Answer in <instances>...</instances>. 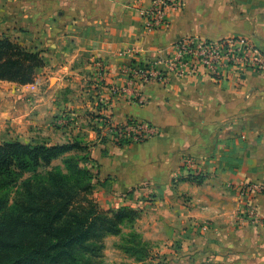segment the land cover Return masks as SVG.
Masks as SVG:
<instances>
[{"label": "crops", "instance_id": "crops-1", "mask_svg": "<svg viewBox=\"0 0 264 264\" xmlns=\"http://www.w3.org/2000/svg\"><path fill=\"white\" fill-rule=\"evenodd\" d=\"M150 2L0 0V39L44 59L33 83L0 79V118L12 114L13 135L36 137L54 132L58 114L67 131L75 115L81 121L75 137L50 134L48 144L82 140L87 148L78 152L95 174L97 201L106 210L140 212L134 228L163 255L155 264H264V193H241L248 182L264 185V74L245 65L220 80L170 74L167 84L140 87L145 104L111 92L126 85L122 67L165 69L173 45L187 36L241 38L264 54V0H181L164 26L147 32L142 9ZM98 60L108 66L103 82ZM130 118L152 123L159 134L118 145L109 127ZM189 155L201 181L182 169Z\"/></svg>", "mask_w": 264, "mask_h": 264}, {"label": "trees", "instance_id": "trees-1", "mask_svg": "<svg viewBox=\"0 0 264 264\" xmlns=\"http://www.w3.org/2000/svg\"><path fill=\"white\" fill-rule=\"evenodd\" d=\"M43 65L40 51L0 39V79L30 84ZM86 148L78 140L0 142V264H99L105 238L129 225L134 229L138 210H105L95 199V174L82 164L88 157L73 153ZM60 157L64 166H52ZM43 166L50 169L42 173ZM191 179L201 181L200 176ZM123 241L118 248L147 261L151 244L140 233L133 230Z\"/></svg>", "mask_w": 264, "mask_h": 264}, {"label": "built area", "instance_id": "built-area-1", "mask_svg": "<svg viewBox=\"0 0 264 264\" xmlns=\"http://www.w3.org/2000/svg\"><path fill=\"white\" fill-rule=\"evenodd\" d=\"M179 8L181 0H151L149 5L142 9L145 30L151 32L164 26L171 12ZM173 48V54L167 60L165 69L156 70L140 65L122 67L121 72L126 78V85L112 87L111 92L128 96L133 102L145 104L147 99L140 91V87L154 81L167 84L170 74L181 78L208 76L220 80L229 69L239 65H245L248 70L264 74V54L249 41L241 38L209 39L187 36L175 43ZM94 67L98 79L103 82L108 72L107 64L98 60L95 61ZM109 130L114 142L121 146L144 142L159 134L157 128L147 121L132 123L128 120L122 125H110ZM182 169L190 179L201 175L197 161L191 155L185 157ZM241 193L244 195L264 193V185L248 182L241 188Z\"/></svg>", "mask_w": 264, "mask_h": 264}, {"label": "rangeland", "instance_id": "rangeland-1", "mask_svg": "<svg viewBox=\"0 0 264 264\" xmlns=\"http://www.w3.org/2000/svg\"><path fill=\"white\" fill-rule=\"evenodd\" d=\"M16 43H19V42H16ZM2 83L3 82H0V85ZM7 85H9V84H7ZM88 95H90V94H88ZM86 97H89V96H86ZM2 100L3 99L0 98V110L2 108L3 109L5 108V107L2 106V103H1ZM88 100H90V99L88 98ZM3 109L0 111V116L2 115ZM71 111L72 110H70L69 112H71ZM62 114H65V112L62 113ZM87 114L88 115L89 114L91 115V112L89 110H87ZM61 116H62L61 114H58V115L53 116L52 117L53 119H51V125H52V127H54V129H53L54 132H52V133L48 132L45 135L37 134L36 137H35L33 135L30 136L28 134L25 135L23 133L14 134L13 135L12 132H10L13 129V126L11 125V123L13 121V116H12V114L7 113L6 116H3V119L0 118V120H1L0 121V128H1V126L3 124L2 128L3 129H6V131H4V132L0 130V142L6 141V140H16V139L19 140V138L21 136H23V141H25L24 143H30V140L31 139H33V140L35 139L34 141L36 142V144H38V143H49V142H51L50 139L52 138L50 136V134H56V137H60L62 141L64 140L63 137H72V138L75 137V133L77 131V127L81 124V121L78 122V120H76L77 117L75 115L69 116L70 119H69V121H67V123H68V130L65 131V130L62 129L63 126H61L62 123H63V122L61 123V118H60ZM71 117H74V118H71ZM62 118H64V117L62 116ZM64 123H66V122H64ZM15 132H16V130H15ZM106 133H109V132H106ZM86 134H89V133L86 132ZM101 134H103V133L101 132L100 135ZM103 135L105 136V134H103ZM79 141H81V143H82V140H79ZM73 153L80 154L78 151L77 152L74 151ZM63 159H64V157H60L59 159L54 160L52 166H56V165H62V166H64ZM49 169H50V167L43 166V167H40L39 168V171L42 172V173H45ZM30 176H32L31 173H26L24 177H30ZM13 189L14 188L11 187V189L9 191V195L11 197L13 196V193H11V191ZM94 197H95V195H94ZM95 199L97 200L96 197H95ZM117 210L118 209H114V211H117ZM134 226H135V223H134ZM133 230L134 231H137L135 228L134 229L131 228L130 225L128 227H124V230L123 231H125V232L123 233L122 238L119 240V242H115V244L113 242H111V244H110L109 247L105 244V248L103 250L102 256L99 259V264H114V263L115 264H132V262H129L126 259H124V254H123L124 251L122 249H120L121 252H119L117 254V252L114 249V246H116L118 248L119 245L123 244L124 243L123 237L124 236H128L129 233L132 232ZM155 246L156 245H154V244H151L150 245V247H149V256H148L147 262H145V264H155V261H158V260H162L163 259V255L160 254V252H157V249H155ZM124 253H125V255L127 254L126 252H124ZM156 253H158V255H156ZM125 258H127V257L125 256Z\"/></svg>", "mask_w": 264, "mask_h": 264}]
</instances>
